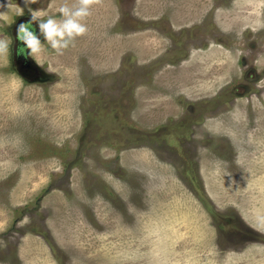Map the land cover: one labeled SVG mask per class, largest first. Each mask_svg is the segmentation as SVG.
<instances>
[{"label": "rangeland", "instance_id": "374dc122", "mask_svg": "<svg viewBox=\"0 0 264 264\" xmlns=\"http://www.w3.org/2000/svg\"><path fill=\"white\" fill-rule=\"evenodd\" d=\"M241 1L223 15L238 23L174 61L167 36H198L182 14L198 0H92L88 32L35 58L58 76L50 87L26 86L11 42L0 264H264V0ZM65 3L79 0H10L0 36Z\"/></svg>", "mask_w": 264, "mask_h": 264}, {"label": "flooded vegetation", "instance_id": "af4514ba", "mask_svg": "<svg viewBox=\"0 0 264 264\" xmlns=\"http://www.w3.org/2000/svg\"><path fill=\"white\" fill-rule=\"evenodd\" d=\"M207 1H209V3H207ZM241 0H198V2H193V4L191 5V7H189L186 10H183V13L185 14L186 20H189L188 22H192V19H189L188 16L190 14L193 15H197V23H201L200 27L197 28V25H194V29L192 31V33L197 30L198 36H194V37H190L186 36L184 33L187 31L186 28L184 27L183 29H181L180 32H182L183 34H181L180 37H178L177 39H175L176 36L174 35H168L167 38L169 39V41L171 42V50L168 52L167 51V57H169L170 53L173 52V54L170 56L171 58L174 59V61H185L188 59L189 57V51L187 50V47H183L181 46L183 43H193L192 47H194V43L195 42H200L202 45L207 43V38L212 39V37L215 35L213 34V36H209V32H210V28L214 27L217 30L220 28L218 27L219 24L217 23H232L231 21H233V23H238V21L235 20V18L230 19H223V15L225 13H232L233 16V9L236 10H241L240 6H241ZM204 6H203V5ZM211 4V6L209 5ZM206 5V6H205ZM208 5V7H207ZM47 6L49 7V0H48V4ZM130 6V5H129ZM210 6V7H209ZM212 6H215V10H213L214 8ZM244 7V6H243ZM198 10V11H197ZM39 11L42 12L41 9H39ZM172 14H174V11H171ZM48 15H41V18H47ZM31 19V14H25L23 21L22 22H27ZM199 19V20H198ZM135 23H137V21H135ZM206 23V24H205ZM33 29L37 32L38 35H40V39H41V43H45V48L49 49V46L46 44V40L44 39L43 35L39 33V28H38V22L33 21ZM151 27L155 30L158 31V33H161V35H163L165 37V32L167 33L166 30H163L161 23H153L151 25ZM203 28V29H202ZM220 32V31H219ZM190 33V34H192ZM11 42H12V53L13 55L17 58V62H16V66H18L19 63H21V71H22V79L23 81L26 83V86L28 85H34V84H40V85H47L46 87H50L52 85L57 84L58 80V76L53 73L52 71H49L48 67L46 66V63L41 64V63H37V61H35V59L29 55H22L18 53V49L23 46V42L19 41L17 39V30H13L11 31ZM174 40V41H173ZM215 41V42H214ZM212 44H216L218 46H223V47H230L231 42L226 38L223 39L221 37H218L217 39H215ZM234 41V40H232ZM249 45V44H248ZM181 46V49H180ZM247 45H243V47H246ZM210 45H208V49ZM166 55V54H165ZM243 60H245V58H243ZM243 60L240 63H243ZM246 69H252L251 65H245ZM16 70V72L18 73L19 71H17L16 68H14ZM259 73V72H257ZM260 76L262 77V74L259 73ZM256 77H258L257 74H255ZM254 76V77H255ZM245 79H247L245 77ZM244 84V85H243ZM243 85V86H240ZM240 85H237V89L239 90H235L233 92H244V91H254V89H249V87H247L246 83H240ZM124 87V85L122 86ZM248 89H247V88Z\"/></svg>", "mask_w": 264, "mask_h": 264}, {"label": "clouds", "instance_id": "9594fccd", "mask_svg": "<svg viewBox=\"0 0 264 264\" xmlns=\"http://www.w3.org/2000/svg\"><path fill=\"white\" fill-rule=\"evenodd\" d=\"M33 2L35 0H24L25 5ZM91 2L92 0H79V3L74 6L67 3L62 4L58 9L59 16H47V18H41V11H32L31 19L17 26V39L23 42L18 53L29 55L35 59L49 49L59 54L74 46L77 38L88 32L85 20L91 15ZM14 5L16 15H22L23 9L16 4ZM11 6L10 0H8L7 8L9 11ZM4 7V4H0V8ZM9 11L7 13L0 12V17L8 15ZM33 21L38 22L39 33L43 35L49 49L45 48V43H41L40 35L33 29ZM10 44L9 36L7 39L0 36V56L9 55Z\"/></svg>", "mask_w": 264, "mask_h": 264}, {"label": "crops", "instance_id": "0c3cea01", "mask_svg": "<svg viewBox=\"0 0 264 264\" xmlns=\"http://www.w3.org/2000/svg\"><path fill=\"white\" fill-rule=\"evenodd\" d=\"M197 11H198V10H197ZM182 14L185 15L184 13H182ZM176 16H177V15L174 13V14H173V17L176 18ZM192 17L197 18V15H193V16H192V14H190V15L188 16L189 19H191ZM184 18L186 19V17H184Z\"/></svg>", "mask_w": 264, "mask_h": 264}]
</instances>
